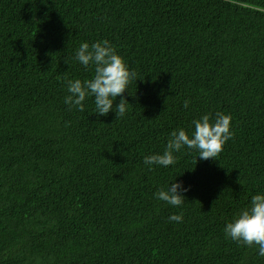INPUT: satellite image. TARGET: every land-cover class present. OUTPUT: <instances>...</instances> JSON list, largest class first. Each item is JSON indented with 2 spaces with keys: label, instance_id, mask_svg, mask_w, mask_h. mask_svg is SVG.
<instances>
[{
  "label": "trees",
  "instance_id": "1",
  "mask_svg": "<svg viewBox=\"0 0 264 264\" xmlns=\"http://www.w3.org/2000/svg\"><path fill=\"white\" fill-rule=\"evenodd\" d=\"M103 40L138 74L117 121L64 103L66 78L94 71L77 49ZM216 112L235 133L217 160L144 164ZM172 182L190 189L180 207L155 198ZM255 194L264 0H0V264H264L224 232Z\"/></svg>",
  "mask_w": 264,
  "mask_h": 264
},
{
  "label": "clouds",
  "instance_id": "2",
  "mask_svg": "<svg viewBox=\"0 0 264 264\" xmlns=\"http://www.w3.org/2000/svg\"><path fill=\"white\" fill-rule=\"evenodd\" d=\"M75 59L85 68L92 66L94 71L89 79H67L68 95L64 103L69 108L84 111V101L88 97L94 98V114L107 116L111 111L116 113V121L128 111V99L124 96L129 91V85L137 78V72L129 68L124 58L119 55L116 48L108 41H97L91 45L82 43L77 49ZM70 64V59L65 60ZM119 103H115L117 98ZM190 100L184 101L187 108ZM193 131L189 133L184 128L171 132L162 154H153L144 157V164L169 167L176 163L174 153L182 149L195 150L199 153L198 159H216L223 151L225 144L234 138L232 131V117L224 112L203 115L192 121ZM181 183L172 182L166 188H160L155 198L167 204L180 207L186 197L183 193L189 191ZM170 221L183 222V214H173ZM224 232L227 238L248 248L258 250V255L264 257V194H255L251 197L249 206L242 209L237 216L226 224Z\"/></svg>",
  "mask_w": 264,
  "mask_h": 264
}]
</instances>
